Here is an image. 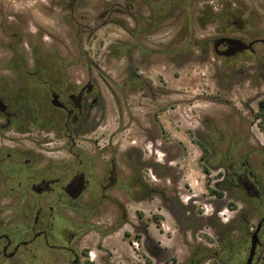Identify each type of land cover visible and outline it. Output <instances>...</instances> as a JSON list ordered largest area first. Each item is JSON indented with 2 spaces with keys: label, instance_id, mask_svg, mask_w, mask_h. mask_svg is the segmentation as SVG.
Returning <instances> with one entry per match:
<instances>
[{
  "label": "flooded vegetation",
  "instance_id": "af4514ba",
  "mask_svg": "<svg viewBox=\"0 0 264 264\" xmlns=\"http://www.w3.org/2000/svg\"><path fill=\"white\" fill-rule=\"evenodd\" d=\"M62 1L73 28L75 5L85 0ZM109 3L95 22L131 38L108 47L122 61L118 83L89 52L68 60L35 25L24 30L19 10L10 12L17 23L0 25V264H95L97 254L83 261L84 238L126 226L149 264H170L151 232L164 230V218L186 238L185 257L172 264L259 258L264 0ZM195 27L206 33L197 37ZM159 32L165 38L152 42ZM110 97L117 130L95 136L109 123ZM204 230L209 242L199 240Z\"/></svg>",
  "mask_w": 264,
  "mask_h": 264
},
{
  "label": "rangeland",
  "instance_id": "374dc122",
  "mask_svg": "<svg viewBox=\"0 0 264 264\" xmlns=\"http://www.w3.org/2000/svg\"><path fill=\"white\" fill-rule=\"evenodd\" d=\"M111 1L112 0H85L86 5L79 8L75 5L76 11L73 12L72 28L68 23L71 18L70 11L64 9L65 4H63L64 2L62 0H0V25L1 28L4 26L10 28L14 23H17L13 17H10V12L12 8H14V10H19L25 14V21H27L24 30L35 25L37 28L36 30L39 28L40 31L44 32L46 46L55 47L61 53L63 58H67L68 60H74V58L80 56V51L89 52L93 61L118 83L123 67L122 61L110 57V53L109 55L107 53V51H109L108 47L113 43H116L115 45H117V42L120 39L124 38L126 40H131V38L126 31L116 24L110 23L101 27L102 25L100 24L102 23L95 22L96 18H98L100 13L110 5L109 2ZM60 2L62 3L61 7L54 6V4ZM66 16L68 17L65 18ZM113 17L116 18L118 16L115 14ZM2 19H4V21L1 23ZM105 23L106 22H103V24ZM194 30L197 37L206 33L200 27H195ZM206 31L210 32L212 31V28L208 27ZM2 35L0 29V52H3L2 43L4 40H7V38ZM165 36L166 34L164 32H159L156 36L151 37V40L152 42H159V40L165 38ZM192 49L197 50L195 47ZM111 50H113V48ZM199 66L201 65H190V67ZM80 67L82 66L75 65L76 69H79ZM157 69H160V67H157ZM191 76L193 75H190V77ZM176 83L178 86H183L187 82L180 80ZM192 83L193 81L189 79V85H192ZM202 86L203 85L200 84L201 91H203ZM190 89H192V91L196 89L195 91L199 92L195 86L194 88L190 87ZM110 101L109 108L111 115L109 123L106 128L101 129L95 136L102 137L103 135L108 137L109 134L117 130V108L111 97ZM201 106L207 107L209 105L202 104ZM119 138L121 137H116L115 142L118 141ZM105 142V140L102 141V144ZM60 143L61 142H58L57 144ZM186 143L188 144L187 141ZM193 174L194 172L190 171V181L193 185H196L194 178H192ZM135 208L136 207L131 208L132 212ZM149 213L151 212H146L145 214ZM164 219V230H151V232L165 250H171L170 254L172 256L166 261H170V264H172V260L181 262L186 255V238L178 235V230L174 229V225L170 218ZM210 232L211 230L200 232L198 236L199 240L209 242L207 237H212ZM188 239L191 240V234L188 235ZM135 242L139 243L140 247L138 249L134 245ZM80 250L83 256V261L91 262L90 252L97 254L98 259H94L95 264H105V262L99 263V259L103 258L104 260V258L106 259L111 254H113L110 261L112 264H135L136 262L149 264L151 262L149 259L150 257L147 256L141 245V237L139 238L134 235L131 230H129L128 226L122 230H117L105 239L96 232H91L84 238ZM177 262L174 263L177 264ZM258 264H264V255Z\"/></svg>",
  "mask_w": 264,
  "mask_h": 264
},
{
  "label": "water",
  "instance_id": "95a60500",
  "mask_svg": "<svg viewBox=\"0 0 264 264\" xmlns=\"http://www.w3.org/2000/svg\"><path fill=\"white\" fill-rule=\"evenodd\" d=\"M257 233H258V230H256V231L253 233V250L255 249V247H256V242H257V240H258ZM160 247H161V245H160ZM161 248H163V247H161ZM170 251H171V250H165V249H164V252H166L167 255H166V257L164 258V260H162V262H164V261H166L167 259L171 258L172 255L170 254ZM263 255H264V251L261 252V255H260V257L258 258V260H257L256 262H254V260H253V252H252L251 257L248 259V261L246 262V264H258V263L262 260ZM160 263H161V262H159V264H160Z\"/></svg>",
  "mask_w": 264,
  "mask_h": 264
},
{
  "label": "built area",
  "instance_id": "2783aa9c",
  "mask_svg": "<svg viewBox=\"0 0 264 264\" xmlns=\"http://www.w3.org/2000/svg\"><path fill=\"white\" fill-rule=\"evenodd\" d=\"M134 245H135V247L138 249L140 246H139V243H137V242H135L134 243ZM95 256H96V254H94L93 252H90V259L92 260H94L95 259Z\"/></svg>",
  "mask_w": 264,
  "mask_h": 264
},
{
  "label": "trees",
  "instance_id": "16d2710c",
  "mask_svg": "<svg viewBox=\"0 0 264 264\" xmlns=\"http://www.w3.org/2000/svg\"><path fill=\"white\" fill-rule=\"evenodd\" d=\"M262 252V251H261ZM244 254H245V252H244ZM261 254V253H260ZM254 260V262H256L257 260H258V258L257 259H253Z\"/></svg>",
  "mask_w": 264,
  "mask_h": 264
}]
</instances>
